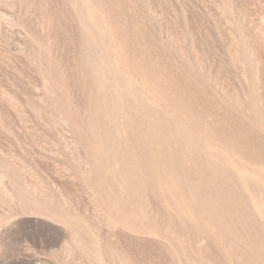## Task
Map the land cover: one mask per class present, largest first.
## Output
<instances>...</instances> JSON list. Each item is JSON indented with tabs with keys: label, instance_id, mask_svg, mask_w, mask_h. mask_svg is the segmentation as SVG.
Masks as SVG:
<instances>
[{
	"label": "rangeland",
	"instance_id": "1",
	"mask_svg": "<svg viewBox=\"0 0 264 264\" xmlns=\"http://www.w3.org/2000/svg\"><path fill=\"white\" fill-rule=\"evenodd\" d=\"M0 264H264V0H0Z\"/></svg>",
	"mask_w": 264,
	"mask_h": 264
}]
</instances>
